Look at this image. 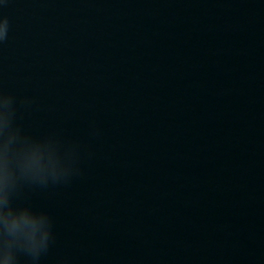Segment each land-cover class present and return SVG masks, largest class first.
Segmentation results:
<instances>
[{
	"label": "clouds",
	"instance_id": "obj_1",
	"mask_svg": "<svg viewBox=\"0 0 264 264\" xmlns=\"http://www.w3.org/2000/svg\"><path fill=\"white\" fill-rule=\"evenodd\" d=\"M7 27V20H4L3 25H0V39L6 37ZM14 116L13 96L0 92V140L3 141L4 155V165L0 169V255L3 256L4 264H15L18 251H23L33 259H37L48 249L51 238L50 229L44 230L40 222L28 215L29 212H39L29 207H13L12 196L21 181L43 184L49 177L53 180L59 179L71 172L74 162L69 151L65 153L67 166L64 169L58 171L53 168L50 173H44L36 166L35 154L21 148L18 154L13 155L10 168L8 155L12 140L21 137L35 140L22 134L21 129L14 125Z\"/></svg>",
	"mask_w": 264,
	"mask_h": 264
}]
</instances>
